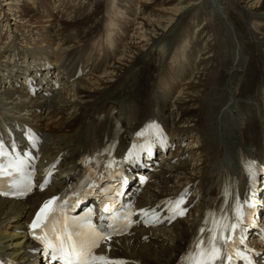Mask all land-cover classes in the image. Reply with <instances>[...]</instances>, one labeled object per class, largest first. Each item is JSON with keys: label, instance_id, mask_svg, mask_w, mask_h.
Returning a JSON list of instances; mask_svg holds the SVG:
<instances>
[{"label": "bare ground", "instance_id": "6f19581e", "mask_svg": "<svg viewBox=\"0 0 264 264\" xmlns=\"http://www.w3.org/2000/svg\"><path fill=\"white\" fill-rule=\"evenodd\" d=\"M2 1L0 83L6 78L9 85L0 91V128L6 124L19 135L18 127L27 125L44 139L43 155L62 152L64 172L55 176L62 182L64 173L74 168L68 165L76 162L83 147L87 150L100 105L113 108L127 134L143 121L157 118L171 135L188 136L189 145L181 147L176 141L174 151L164 159L156 154L158 165L147 159L131 168L126 193L138 182L136 175L154 177L140 195L139 205L175 193L186 184L192 196L203 190L197 196L201 201L225 165L244 189L241 165L261 162L260 181L252 190L254 227L247 231L246 244L253 250L255 263L264 264V0H143L140 14L148 15L132 18L140 19L142 25L127 19L133 0H73L65 17L73 20L60 21L57 42L48 37L50 31L36 27L40 20L33 17L34 8L19 6V0ZM40 1L42 4L34 1L37 8L41 5L62 12L61 4L68 0H57L52 7ZM154 5L162 6L161 10L154 11ZM16 7H20L19 14ZM115 8L125 19L110 17ZM195 20L202 22L189 33ZM126 29H136L135 36L131 32L125 36ZM35 39L39 40L33 42ZM121 39L124 45H119ZM17 45L26 51H19ZM53 45L58 48L56 55L44 50ZM79 61L83 68L90 65L89 73L70 82ZM178 77L184 78L182 84L178 85ZM26 78L34 87L32 92ZM59 89H65L73 99L56 94ZM47 91L53 92L51 98L45 96ZM172 91L175 97L170 100ZM155 166L159 172L154 174L150 169ZM50 192L34 193L25 200L0 197L2 258L16 264H56L28 237L27 226L33 208ZM195 211L170 227L142 231L149 234L146 241L139 239L137 228L130 236L115 238L111 253L140 264H174L194 229Z\"/></svg>", "mask_w": 264, "mask_h": 264}, {"label": "snow or ice", "instance_id": "6c2138e0", "mask_svg": "<svg viewBox=\"0 0 264 264\" xmlns=\"http://www.w3.org/2000/svg\"><path fill=\"white\" fill-rule=\"evenodd\" d=\"M11 167V165H9ZM0 174L2 170H0ZM249 174L253 178L255 177V171L250 168ZM7 195L8 193H4ZM53 197L51 200L47 201L37 212L35 219L30 225L31 229L35 230L40 228L46 219V213L50 205L53 203ZM179 206V201L177 202V207ZM104 211H108V206H104ZM176 215H183L184 210L181 209L175 213ZM239 219V218H238ZM47 226L46 224L44 225ZM237 224L233 223L231 225H223L222 228L224 232H217L209 236L206 241L197 243L195 245L197 251L195 254L190 253L191 264H232L233 254L228 251L229 242L233 241V236L231 234H225L228 228L233 231L236 229ZM200 231H204L201 229ZM77 235H80L77 233ZM41 239L45 243L46 249L51 250L52 260H63L65 264H125L122 260H112L104 255L93 254L92 249L99 247L100 239H110V236H105L102 232H99L93 228L92 232L89 234L87 240H74L71 233L65 232L64 235H57V243H52L51 241L45 240L43 237H36ZM243 243V240L240 241ZM237 256L241 253L237 252ZM243 259L247 260L244 256ZM251 264V261H248Z\"/></svg>", "mask_w": 264, "mask_h": 264}, {"label": "rangeland", "instance_id": "374dc122", "mask_svg": "<svg viewBox=\"0 0 264 264\" xmlns=\"http://www.w3.org/2000/svg\"><path fill=\"white\" fill-rule=\"evenodd\" d=\"M35 2H36V0H34ZM34 1L33 0H27V2H23L22 0H19L18 1V4H19V6H21V4H24V5H27V7H31V8H34L33 10V13L35 14V16H33V17H38L39 18V22L37 21V23H38V25H36V27L38 26V27H40L39 29L40 30H44V28L46 29V30H48V31H50V33H49V35L51 36H48L49 38H51V41L53 40H55L56 42H57V38L59 37V32H60V30L59 29H61V25H60V21L61 20H63V21H65V20H67V21H72L73 19H71V17H69L68 19H66L65 17L67 16V11H66V7H69V5H70V3H72L73 2V0L72 1H70V0H68V1H64L62 4H61V7L63 8L62 9V12H60V10H58V9H54V10H49V9H47V8H45L44 9V7L42 8L41 7V5H39L40 7H38L37 8V5H36V3H34ZM45 1V3L48 5L49 4V6L48 7H52V4H53V2H56L57 3V0H44ZM76 1V0H75ZM1 3H3V1L1 0L0 1ZM39 2L42 4V2L39 0ZM114 2H116V0L114 1ZM152 3V2H151ZM142 4H143V0H133L132 2H131V6H130V13L128 14V16L129 17H127V19L129 18L130 20H131V22H132V24L134 25L135 24V22H137L135 25H142V22L140 21V19H132V18H135V17H144V15H148V13H145V14H140L141 12H143L142 11ZM114 7V5L112 6V8ZM161 8H162V6H160V5H154V6H152V9L154 10V11H156V10H161ZM16 9H18V13L17 14H19V11H20V7H16ZM15 9V10H16ZM72 9V8H71ZM138 11H139V14L137 15V13H138ZM120 11H117L116 10V8H115V12H113V11H110L109 12V14H110V17L112 18V19H116V18H119V16L121 17V18H124L125 19V15L124 14H121L120 15V13H119ZM149 12V11H148ZM152 12V11H151ZM87 14V11H85V12H83L82 14H80L79 15V17H80V19H82L85 15ZM114 14H116V15H114ZM55 15H57L58 17H56ZM30 17V16H29ZM29 17H26V18H29ZM32 17V18H33ZM59 19V20H58ZM77 20V19H76ZM10 20L8 19V22H9ZM199 21V22H198ZM140 22H141V24H140ZM202 22V20L200 21V20H195V22H193V24H191V26H190V29H189V33H190V31L192 32L193 30H194V28H196L197 27V25H199L200 23ZM50 25V27H47V26H49ZM115 25V24H114ZM116 27V25L114 26V28ZM12 28V27H11ZM13 29V28H12ZM36 29H38V28H36ZM39 30V35H44V34H42V32ZM128 30V31H127ZM136 29H133V31L131 32L130 31V29H126L125 30V36H127L128 34H130V32L132 33V35H134V31H135ZM83 34V33H82ZM108 35V34H107ZM109 36V35H108ZM135 36V35H134ZM32 37V36H31ZM107 37V36H106ZM123 37V36H122ZM30 38V37H29ZM38 38V37H37ZM59 39V38H58ZM67 39H69V41L68 42H70V40H72V39H70V38H67ZM110 39V36L108 37V39L107 40H109ZM36 40H39V39H35V40H33V42H36ZM66 40V39H65ZM52 41V42H53ZM76 40H72V42L71 43H73V42H75ZM98 41V40H97ZM110 41V40H109ZM109 41H108V43H109ZM123 39H121V42L119 43V45H124V43H123ZM33 42H32V44H33ZM38 42V41H37ZM56 42H55V44H56ZM96 42V41H95ZM98 42H101V37H100V39H99V41ZM19 43V42H18ZM105 43H107V42H105ZM179 43V42H178ZM31 44V45H32ZM35 44V43H34ZM68 44V43H67ZM19 45L21 46V47H23V48H28V45H25V44H21V43H19ZM41 45H44V43L43 44H41ZM79 45H81V43H79ZM111 45H113V44H111ZM20 46H18L17 45V48H18V50L19 51H21V52H25L26 50H22L21 49V47ZM51 46V45H50ZM38 47V46H37ZM46 47V46H45ZM54 47H56L55 45H53L51 48L50 47H46V48H44V50L45 49H47V51H51L52 50V53L54 54V55H56V50H58V48L56 47V48H54ZM119 47H121V46H119ZM181 48H179V50L177 49V51H179V52H182L181 50H180ZM8 51L7 50V47L6 46H4V49H3V51ZM111 50V49H110ZM30 51V50H29ZM1 52V51H0ZM42 52V51H41ZM114 53L115 52H113L112 50H111V55H114ZM3 54V53H2ZM10 55V54H9ZM104 56L105 55H103L102 56V58H104ZM183 56V55H182ZM9 57V56H8ZM112 57V56H111ZM110 56H109V58L108 57H105V58H107V59H110L111 58ZM107 59H106V61H107ZM190 60V62H192V61H195L196 60V56L195 57H193L192 59H189ZM7 62H9V61H7ZM89 68H90V65H89V67H88V69H87V71L85 72V73H83V74H81L78 78L79 79H81V77L82 78H84L86 75H88V73H89ZM193 70L191 69V72H192ZM78 78H75L76 80L78 79ZM72 80L71 82H74V81H76V80ZM184 80V78L183 77H178L177 78V83H178V85H179V83L180 84H182V81ZM79 81V80H78ZM81 81V80H80ZM7 85H9V79H6V78H3V82H1L0 83V91L4 88V86H7ZM11 85V84H10ZM57 87H55L54 89L55 90H58V85H56ZM181 86V85H180ZM57 88V89H56ZM60 91L59 92H57L56 94H58V93H60L61 95L63 94V96H65V98H70V99H73V98H71L70 96H69V94L65 91V89H59ZM50 97H49V96ZM53 96V92H51V91H47V94H45V96L46 97H49V98H51L52 96ZM173 95H174V97H175V94H174V92L172 91L171 93H170V100L173 98ZM168 98V99H169ZM36 111V110H35ZM37 111H39V110H37ZM40 113H42V115H45V114H43L44 112L43 111H40ZM49 117V116H48ZM50 118V117H49ZM191 139H193L194 140V138H191ZM188 142H189V139H188V136L186 137V143L188 144ZM189 145V144H188ZM188 145H185V146H183V147H186V146H188ZM167 154H169V153H166L164 156H163V159H164V157H167ZM170 157H168V158H166V159H169ZM261 197L259 196V199H260ZM12 222H9V225L11 224ZM9 227L7 226V229H8ZM32 255H34V254H32Z\"/></svg>", "mask_w": 264, "mask_h": 264}, {"label": "water", "instance_id": "95a60500", "mask_svg": "<svg viewBox=\"0 0 264 264\" xmlns=\"http://www.w3.org/2000/svg\"><path fill=\"white\" fill-rule=\"evenodd\" d=\"M37 244V243H36ZM38 245V244H37ZM38 249H39V245H38Z\"/></svg>", "mask_w": 264, "mask_h": 264}]
</instances>
